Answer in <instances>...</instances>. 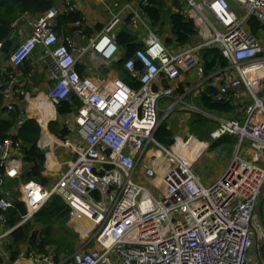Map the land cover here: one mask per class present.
I'll use <instances>...</instances> for the list:
<instances>
[{
	"label": "built area",
	"instance_id": "built-area-1",
	"mask_svg": "<svg viewBox=\"0 0 264 264\" xmlns=\"http://www.w3.org/2000/svg\"><path fill=\"white\" fill-rule=\"evenodd\" d=\"M185 1V14L195 21L202 42L181 52L171 51L142 14L146 0L115 3L109 23L89 40L86 16L70 25L73 34L62 35L56 31L57 8L21 19L28 31L11 54L13 71L1 85L6 109L15 110L19 93L29 95L24 87L32 83L34 72L25 75L22 65L37 53L51 77L46 94L51 105L56 108L74 94L81 106L64 121L71 137L55 144L75 161L52 188L21 182L23 144L11 137L0 143V256L10 257L6 246L12 233L58 195L70 209L68 223H76L80 239H89L70 258L71 264H261L255 258L254 233L264 185V45L248 23L256 17L264 25V0H233L240 13L229 0ZM66 9L77 12V4L67 3ZM127 18L142 48L125 61V69L140 88L132 90L120 78L119 88L108 89L89 75L81 77L79 66L96 72L97 60L107 66L122 60L116 34ZM211 47L221 50L229 66L205 78L200 52ZM3 56L0 70L8 64ZM193 71L201 83L170 104L181 77ZM208 81L218 89V101L232 97L245 108L242 120L209 116L219 123L211 142L235 136L239 149L222 176L207 186L194 165L155 134L162 112L169 117L185 96ZM261 89L262 98L256 94ZM43 148L53 149L49 142ZM5 177L19 181L15 192L28 211L14 228L8 226L7 212L15 198L5 189ZM93 240L98 247L87 249ZM10 264L66 262L24 252Z\"/></svg>",
	"mask_w": 264,
	"mask_h": 264
},
{
	"label": "trees",
	"instance_id": "trees-1",
	"mask_svg": "<svg viewBox=\"0 0 264 264\" xmlns=\"http://www.w3.org/2000/svg\"><path fill=\"white\" fill-rule=\"evenodd\" d=\"M58 1L0 0V54L6 55L5 61L7 63L10 62L12 49L19 41V30L16 25L25 16L38 18L57 8ZM186 3L185 0H146L145 4L142 5V14L147 16L152 28L173 52H181L202 42L195 21L185 14ZM83 16V13L78 10L71 12L68 9H60L56 19V31L59 35L73 34V28L70 25L80 21ZM128 24L129 18L126 19L116 34L117 43L124 52V56L120 62L116 63L114 69L129 88L137 90L140 88V84L126 71L125 61L132 57L137 49L142 48V45L138 39L139 35L131 30ZM83 26L86 40L102 30V26H99L98 31L89 30L86 21L83 22ZM248 29L254 35L261 36L264 25L256 17H253L248 23ZM261 41L263 42L262 36ZM228 66L229 62L223 57L219 48H206L200 52V67L205 78ZM34 68L31 62H25L22 65L25 75L33 72ZM77 69L81 77L88 76L89 72L85 66H79ZM3 70L6 71V74ZM3 70H0V143L11 137L23 144L21 182L36 181L44 186H49L51 179L45 175L48 156L38 147L41 127L35 119H25L23 125L18 127V124L23 120L22 104L18 101L15 110L9 112L4 104L1 86L7 80L8 73L13 71V67L8 63ZM38 75L41 74L37 72L32 81L40 86L43 82L38 80ZM24 89L28 94L31 93L32 84L25 85ZM185 90L186 88L184 89L181 84L176 93L184 96ZM17 96L20 100L24 99L20 93ZM189 96L192 97L191 100L196 103L195 105L201 112L182 111L183 115L188 116L186 135L189 136L190 134L200 142H211L210 135L219 126L217 121L209 117L210 115L224 117L228 120H233L235 117L239 120L243 119L245 104H236L232 97L228 101H218V89L212 87L210 81L195 89ZM80 106V101L74 95L62 101L57 106L58 120L49 124L50 133L61 141L68 140L71 137V131L66 127L64 121L75 115ZM177 133L182 134L179 130ZM155 137L167 147H170L178 137L176 132L170 128L168 117L160 124ZM237 142L238 139L235 136L225 135L212 142L211 149L226 148L231 153L232 147ZM4 180L5 189L10 191L15 198L13 207L7 212L8 226L14 228L26 218L28 211L24 201L19 200L20 192H15V188L19 186V181L10 180L8 177H5ZM69 212V207L60 196H52L32 221L27 222L12 233L6 246V253L10 256V261H16L24 252L25 254L34 252L49 255L56 263L71 264L70 258L79 248V238L66 227L69 221ZM258 257L259 263L264 264V255L261 251ZM10 261H5L0 257V264H9Z\"/></svg>",
	"mask_w": 264,
	"mask_h": 264
},
{
	"label": "rangeland",
	"instance_id": "rangeland-1",
	"mask_svg": "<svg viewBox=\"0 0 264 264\" xmlns=\"http://www.w3.org/2000/svg\"><path fill=\"white\" fill-rule=\"evenodd\" d=\"M229 1L231 2L233 10H235L236 12L240 13V9L241 8L237 4H235V2H233L232 0H229ZM17 25L19 26L18 27V30H19V41L15 44V47L21 41V38H22V36H24L25 32L28 31V28H25V27L21 28V26H25V23L23 21L19 22ZM24 39L25 38H22V41ZM14 48L12 49L11 54L14 52ZM93 54H94V52H93ZM5 56L6 55L4 54V56L2 57V60H4V61H5V58H6ZM95 57L96 58H100L98 56H95ZM94 64L97 67V70L93 69V70L96 71V72H94L95 75L99 74V73H102L104 71L100 75V78H98V76H97L98 79L104 80V79H106L108 77V75H109V73L111 71H114L113 67H115L116 62H113V64L107 66V65L103 64L101 60H97ZM200 70H202V69H200ZM198 73H200V71H198ZM189 76H190V79L192 80V84L193 83L194 84H193V86L188 87V90H190V89L192 90L194 87H197L201 82L199 83L198 75H197V73H194V71L191 72L189 74ZM181 78L184 79V77H181ZM193 80H195V81H193ZM43 91L45 92L44 89H43ZM262 91H263L262 89L258 90V91H256V94H258L260 96ZM47 92H45L44 94L46 95ZM190 95H191V93H190ZM174 96H175V98L170 101V104L171 103H175L177 100H180V98L182 97V95H180V94H178L176 92H175ZM191 99H192L191 96H189V95L185 96V99L183 100V102H185V103L184 104H181V103L177 104L175 106V108L172 111H170V114H169L168 118H169V122L171 124V128L175 132L178 131V130L181 131L182 134L180 135V137L175 139L174 143L168 148L171 149L174 153H176L180 157L185 158V159L187 158L194 165L196 173L201 178L203 183L208 186V185H210V183L212 181L218 180L222 176V174L226 170V168L229 165V163L235 157V155L237 153V150L239 149V139L236 137L238 139V142H237L236 145H234L232 147V152L231 153L228 152L226 148H219V149L218 148L217 149L213 148V149H211L212 142H210V141L201 143L202 146L205 147L204 150H202V151L198 148V144H196L195 141L189 142L190 137H192V136L190 134H189V136L186 135L187 131H186L185 115L182 114V111H195V109L193 107L196 106L195 105L196 103L193 102ZM46 101L49 103V99L47 98V96H46ZM55 109H57V107ZM162 114L163 115L161 116V121L165 117V113L162 112ZM55 119H57V118L55 117ZM233 120H239V119L237 117H235V119H233ZM192 138H194V137H192ZM178 140H182V143L181 144H177ZM40 145H41V148H40L41 151L44 152L49 157L51 151H45L42 148L43 145L42 144H40ZM187 147L188 148L189 147L198 148V149H194L195 155H194L193 152L189 154ZM52 148H53L52 150H54V152H55V155H56L58 161H60V164L62 166V171H65L68 168L69 165L74 163L75 157L70 156L68 154L69 152L65 148L61 149V148L58 147V145H53ZM172 148L177 150L178 152L173 150ZM186 148H187V150H186ZM247 148H248V143L245 144V150H243V155L247 154V152H248ZM63 159H65V160L63 161ZM46 170L47 171H45V173H46L47 177L49 179H51L50 185L46 186V187L47 188H52L58 182L59 178L61 177V175H62L61 174V170L59 169V167L58 168L48 167L47 166V162H46ZM74 225H75V223H67L66 227L71 232H73L74 234L78 235L77 229L74 227ZM256 228H258L257 227V221H256L255 233H254V241H255L254 252H255V258L258 261V258H259L258 254H260V251H261L262 255H264V253H263L264 237L261 236V235L260 236L257 235ZM78 238H79L78 239V242H79L78 245H81V246L84 245L87 240H89V239H80L81 237L79 235H78ZM96 242H97L96 240H93L89 244L87 249L97 248L98 245L96 244ZM0 257H2V256H0ZM2 259H4L5 261H10V257H8V256H4V257H2ZM12 262H15V261H10V263H12Z\"/></svg>",
	"mask_w": 264,
	"mask_h": 264
},
{
	"label": "crops",
	"instance_id": "crops-1",
	"mask_svg": "<svg viewBox=\"0 0 264 264\" xmlns=\"http://www.w3.org/2000/svg\"><path fill=\"white\" fill-rule=\"evenodd\" d=\"M126 1L127 0H59L58 5H57L58 6L57 9L59 11H60V9L66 10V4L67 3L77 4V10L80 11L81 13H83L84 16H86L87 28H89V30L94 29L95 31H98L99 26H102V30L105 28V26L111 20L112 12L117 10L114 7V4L115 3L123 4ZM21 28H24V26H21ZM120 29H121V27H120ZM99 32H100V30H99ZM261 36L263 37V45H264V31L261 33ZM83 43H85V42H83ZM85 44H87V43H85ZM30 62L32 63V66L35 67L33 70L34 76L37 72H38V74H41V75H38V80L39 81L42 80L40 82H43V83H41L40 86H37V84L34 81H32L31 93H29V95H27V96H24L23 100H20V98L17 99V101H20V104H22L23 118L24 119L35 118L38 120V123L41 125V128L43 127L44 132H43V137H41L40 144L43 145L45 142H49L50 144H52V146L55 144L62 145V142H60L55 136H53L49 132V124L55 120V117L58 119L57 109H54L53 107L50 106V102L48 103L46 101V95L44 94L45 92L48 91V87L51 86V83H50L51 77H50L49 73L47 72L46 68L43 67V65L41 64L38 53L34 56V58ZM85 68L89 72L88 75L90 77H93V79L96 80V82H101L102 86L104 84V86L108 89H110L112 87L119 88V82L121 81L120 75L115 69H114V71H111L109 73V75L106 79L100 80L98 78H100V75L104 71L102 73L95 75L94 71H92L91 69H89L86 66H85ZM113 68H115V67H113ZM97 76H98V78H97ZM182 77H184V79L186 81L181 78V84H182L184 89L186 88L185 91H187L188 87L193 86L194 83L192 84V80L190 79L189 75H183ZM193 81H195V80H193ZM43 89L45 90V92L43 91ZM29 109H31V110H29ZM33 110H40V111L35 112ZM187 120H188V116H185V122ZM170 128H171V124H170ZM176 135L180 136V134L177 133V131H176ZM191 141H195V143L198 144V148L201 151L204 150L205 147H203L201 144L203 142H200L197 139L192 138V137L190 138L189 142H191ZM187 148H186V150H187ZM198 148L189 147L188 153L190 154L193 152L195 155L194 149H198ZM45 151H49V150L45 149ZM48 159H49L47 161L48 167H51V168H58L59 167V169L61 170V174L67 171V169L65 171H62V166L60 164V161H58L54 150H51V153H50V156L48 157ZM64 160L65 159H63V161ZM215 181L216 180L212 181L210 184L214 183ZM75 225H76V223H75Z\"/></svg>",
	"mask_w": 264,
	"mask_h": 264
},
{
	"label": "water",
	"instance_id": "water-1",
	"mask_svg": "<svg viewBox=\"0 0 264 264\" xmlns=\"http://www.w3.org/2000/svg\"><path fill=\"white\" fill-rule=\"evenodd\" d=\"M164 118L162 122L165 120ZM255 218L257 221V227L256 228V233L258 236H263L264 237V185L262 187L258 203L255 208Z\"/></svg>",
	"mask_w": 264,
	"mask_h": 264
},
{
	"label": "clouds",
	"instance_id": "clouds-1",
	"mask_svg": "<svg viewBox=\"0 0 264 264\" xmlns=\"http://www.w3.org/2000/svg\"><path fill=\"white\" fill-rule=\"evenodd\" d=\"M57 116H58V114H57ZM33 119H35V118H33ZM24 118H23V120H21L23 123H24ZM37 122H38V120L37 119H35ZM57 119H55L53 122H55ZM23 123H22V125H23ZM22 125H19L18 124V127H21ZM40 125V124H39ZM40 127H41V125H40ZM43 132H44V129H43V127L41 128V137H43ZM50 132V131H49ZM41 137H40V140H39V143H38V147L39 148H41V145H40V141H41ZM178 137H180V136H178ZM59 140V139H58ZM61 141V140H60ZM61 142H63V141H61ZM167 147V146H166ZM43 148V147H42ZM44 149V148H43ZM45 150V149H44Z\"/></svg>",
	"mask_w": 264,
	"mask_h": 264
},
{
	"label": "bare ground",
	"instance_id": "bare-ground-1",
	"mask_svg": "<svg viewBox=\"0 0 264 264\" xmlns=\"http://www.w3.org/2000/svg\"><path fill=\"white\" fill-rule=\"evenodd\" d=\"M50 106L51 107H53L52 105H51V103H50ZM54 108V107H53ZM55 109V108H54ZM29 110H31V109H29ZM33 111H35V112H38V111H40V110H33ZM46 117V116H45Z\"/></svg>",
	"mask_w": 264,
	"mask_h": 264
}]
</instances>
